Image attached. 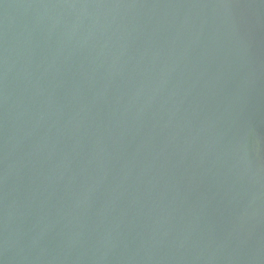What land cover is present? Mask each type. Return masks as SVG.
Here are the masks:
<instances>
[{
    "label": "water",
    "instance_id": "water-1",
    "mask_svg": "<svg viewBox=\"0 0 264 264\" xmlns=\"http://www.w3.org/2000/svg\"><path fill=\"white\" fill-rule=\"evenodd\" d=\"M0 264H264V0H0Z\"/></svg>",
    "mask_w": 264,
    "mask_h": 264
}]
</instances>
